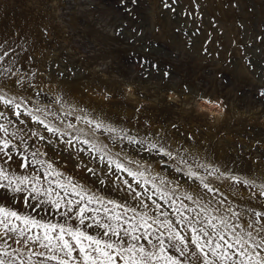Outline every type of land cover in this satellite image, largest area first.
Returning a JSON list of instances; mask_svg holds the SVG:
<instances>
[{"label":"snow or ice","instance_id":"obj_1","mask_svg":"<svg viewBox=\"0 0 264 264\" xmlns=\"http://www.w3.org/2000/svg\"><path fill=\"white\" fill-rule=\"evenodd\" d=\"M32 63L0 40V264H264V174L217 164L192 136L119 127Z\"/></svg>","mask_w":264,"mask_h":264},{"label":"rangeland","instance_id":"obj_2","mask_svg":"<svg viewBox=\"0 0 264 264\" xmlns=\"http://www.w3.org/2000/svg\"><path fill=\"white\" fill-rule=\"evenodd\" d=\"M0 40L22 43L38 78L117 126L174 146L192 136L217 164L264 174V0H0Z\"/></svg>","mask_w":264,"mask_h":264}]
</instances>
